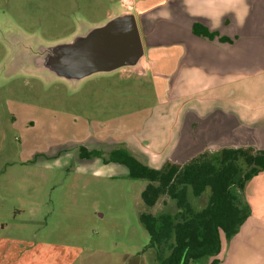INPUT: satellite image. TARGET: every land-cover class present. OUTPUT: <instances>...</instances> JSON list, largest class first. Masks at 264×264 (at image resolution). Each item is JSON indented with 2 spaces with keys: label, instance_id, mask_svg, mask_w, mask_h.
<instances>
[{
  "label": "rangeland",
  "instance_id": "rangeland-1",
  "mask_svg": "<svg viewBox=\"0 0 264 264\" xmlns=\"http://www.w3.org/2000/svg\"><path fill=\"white\" fill-rule=\"evenodd\" d=\"M119 5L0 0V234L28 242L24 264H160L140 214L172 210L175 202L165 195L147 208L141 196L147 181L130 177L109 152L127 147L161 167L185 162L181 148L202 146L216 156L225 143L239 145L235 132L220 124V107L228 103L166 100V78L152 70L127 65L71 78L53 72L37 48L6 47L4 38L13 42L19 34L50 43L88 34ZM165 64L169 70L173 61ZM93 150L102 155H87ZM244 194L237 193L241 200ZM192 202L199 207L206 197ZM256 218L248 221L252 231L259 224L264 229V217ZM238 232L222 235L218 264H264V242L257 247L247 229ZM191 264H211L210 257Z\"/></svg>",
  "mask_w": 264,
  "mask_h": 264
},
{
  "label": "crops",
  "instance_id": "crops-1",
  "mask_svg": "<svg viewBox=\"0 0 264 264\" xmlns=\"http://www.w3.org/2000/svg\"><path fill=\"white\" fill-rule=\"evenodd\" d=\"M116 12L109 13L106 23L123 14L136 16L144 54L135 66L166 78V100L195 101L198 105L208 100L225 101L229 107H220V124L235 132L234 143L264 149V0H120ZM195 24L216 35L195 33ZM170 60L173 64L167 70L165 61ZM193 112L203 117L201 110L194 108ZM244 133L252 134L248 145ZM201 149L195 145L181 148V158ZM244 190L250 214L238 233L247 229L248 242L260 247L263 225L252 231L255 225L248 221H254L255 215L258 220L264 217V170L251 178ZM22 240L0 234V264H24L21 259L30 248ZM219 255L218 263L222 261Z\"/></svg>",
  "mask_w": 264,
  "mask_h": 264
},
{
  "label": "trees",
  "instance_id": "trees-1",
  "mask_svg": "<svg viewBox=\"0 0 264 264\" xmlns=\"http://www.w3.org/2000/svg\"><path fill=\"white\" fill-rule=\"evenodd\" d=\"M193 30L211 38L216 35L198 24ZM87 153L102 155L99 150ZM218 153L214 156L205 149L183 163L167 161L154 167L127 147L109 152L108 159L126 165L130 177L147 181L141 192L147 208L155 206L165 195L175 202L172 210L140 214L151 236V246L157 248L160 264H191L206 256L214 257L211 264H217L222 235L230 239L249 216L248 204L237 193L243 194L246 183L264 170V149L226 146ZM241 160L247 168L241 167ZM192 196H204L206 202L197 207Z\"/></svg>",
  "mask_w": 264,
  "mask_h": 264
},
{
  "label": "water",
  "instance_id": "water-1",
  "mask_svg": "<svg viewBox=\"0 0 264 264\" xmlns=\"http://www.w3.org/2000/svg\"><path fill=\"white\" fill-rule=\"evenodd\" d=\"M143 54L144 44L136 16L129 13L94 27L87 36L64 48L53 69L67 77H82L135 65Z\"/></svg>",
  "mask_w": 264,
  "mask_h": 264
},
{
  "label": "flooded vegetation",
  "instance_id": "flooded-vegetation-1",
  "mask_svg": "<svg viewBox=\"0 0 264 264\" xmlns=\"http://www.w3.org/2000/svg\"><path fill=\"white\" fill-rule=\"evenodd\" d=\"M93 28L94 27L92 26L89 32ZM87 35H88L87 33L85 34L76 31L70 38L60 40L58 42L50 43V42H45L37 37H28V36L25 37L24 35L19 34L13 38V42H10L12 39L9 37L4 38V41L6 42L7 48H37L41 50L42 51L41 53L48 57L47 64L50 66L53 72L57 73L53 69V66H55L56 60L61 55L62 50L64 48H68L71 44L77 42L79 39ZM36 60L37 63L42 62V59L40 57L36 58Z\"/></svg>",
  "mask_w": 264,
  "mask_h": 264
}]
</instances>
